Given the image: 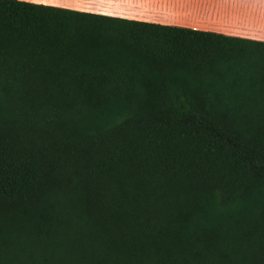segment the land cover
Returning a JSON list of instances; mask_svg holds the SVG:
<instances>
[{"label": "trees", "instance_id": "16d2710c", "mask_svg": "<svg viewBox=\"0 0 264 264\" xmlns=\"http://www.w3.org/2000/svg\"><path fill=\"white\" fill-rule=\"evenodd\" d=\"M0 264H264V42L0 0Z\"/></svg>", "mask_w": 264, "mask_h": 264}, {"label": "crops", "instance_id": "0c3cea01", "mask_svg": "<svg viewBox=\"0 0 264 264\" xmlns=\"http://www.w3.org/2000/svg\"><path fill=\"white\" fill-rule=\"evenodd\" d=\"M264 42V0H19Z\"/></svg>", "mask_w": 264, "mask_h": 264}]
</instances>
